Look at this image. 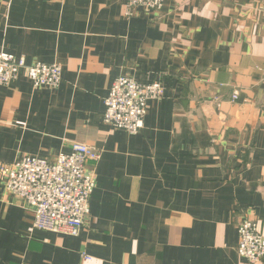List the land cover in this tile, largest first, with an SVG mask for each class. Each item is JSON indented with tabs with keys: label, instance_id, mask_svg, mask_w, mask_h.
Returning a JSON list of instances; mask_svg holds the SVG:
<instances>
[{
	"label": "crops",
	"instance_id": "crops-1",
	"mask_svg": "<svg viewBox=\"0 0 264 264\" xmlns=\"http://www.w3.org/2000/svg\"><path fill=\"white\" fill-rule=\"evenodd\" d=\"M0 0V50L60 63L57 88L0 85V162L101 152L78 236L33 229L0 180V264H264L239 255V224L264 235V0ZM161 82L138 134L103 120L114 80ZM238 92V99L233 94Z\"/></svg>",
	"mask_w": 264,
	"mask_h": 264
},
{
	"label": "built area",
	"instance_id": "built-area-1",
	"mask_svg": "<svg viewBox=\"0 0 264 264\" xmlns=\"http://www.w3.org/2000/svg\"><path fill=\"white\" fill-rule=\"evenodd\" d=\"M166 0H126V15L137 7L160 10ZM35 87L57 88L62 82L60 63L28 64L6 50L0 51V85H11L21 73ZM164 87L159 82L140 83L129 76L117 77L105 98L104 122L114 129L137 134L143 128L150 99H161ZM238 99V92L233 94ZM101 152L75 141L69 153L54 161L24 155L12 163L0 162V180L6 190L33 210V229L78 236L90 216V198L96 187V173L88 164L98 162ZM239 255L250 262L264 257V235L256 220H243L238 227Z\"/></svg>",
	"mask_w": 264,
	"mask_h": 264
},
{
	"label": "rangeland",
	"instance_id": "rangeland-1",
	"mask_svg": "<svg viewBox=\"0 0 264 264\" xmlns=\"http://www.w3.org/2000/svg\"><path fill=\"white\" fill-rule=\"evenodd\" d=\"M9 1H11V0H9ZM2 50H4V49H2ZM0 51H1V50H0ZM32 64H33V63H32ZM125 76H128V75H125ZM27 77H28V75H27ZM129 77H131V76H129ZM28 78H29V77H28ZM131 78H133V77H131ZM135 80H136V79H135ZM137 81H138V80H137ZM138 82H140V81H138ZM158 82H159V81H158ZM140 83H142V82H140ZM159 83H161V82H159ZM144 84H150V83H144ZM161 84H162V83H161ZM162 86H163V84H162ZM163 87H164V86H163ZM150 100H154V99H150ZM150 100H149V101H150ZM157 100H158V99H157ZM149 101H148V107H149ZM147 111H148V109H147ZM145 115H147V112H146ZM145 118H146V116L144 117L143 128H144V126H145ZM143 128H142V129H143ZM142 129H141V130H142ZM125 131H126V130H125ZM127 132H128V131H127ZM128 133H129V132H128ZM138 133H139V132H138ZM138 133H137V134H138ZM129 134H131V133H129Z\"/></svg>",
	"mask_w": 264,
	"mask_h": 264
}]
</instances>
